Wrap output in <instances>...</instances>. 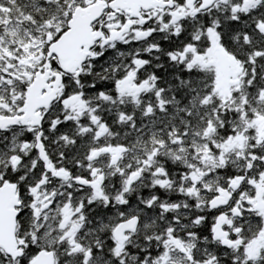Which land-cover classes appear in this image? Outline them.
Here are the masks:
<instances>
[{
  "label": "snow or ice",
  "instance_id": "snow-or-ice-1",
  "mask_svg": "<svg viewBox=\"0 0 264 264\" xmlns=\"http://www.w3.org/2000/svg\"><path fill=\"white\" fill-rule=\"evenodd\" d=\"M0 264H264V0H0Z\"/></svg>",
  "mask_w": 264,
  "mask_h": 264
}]
</instances>
